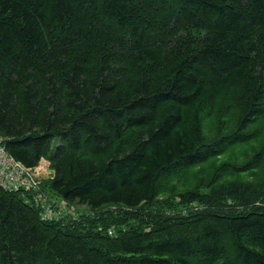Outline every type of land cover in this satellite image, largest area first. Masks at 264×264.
Wrapping results in <instances>:
<instances>
[{
    "label": "trees",
    "instance_id": "1",
    "mask_svg": "<svg viewBox=\"0 0 264 264\" xmlns=\"http://www.w3.org/2000/svg\"><path fill=\"white\" fill-rule=\"evenodd\" d=\"M0 136L89 209L0 187V264H264V0H0Z\"/></svg>",
    "mask_w": 264,
    "mask_h": 264
},
{
    "label": "built area",
    "instance_id": "2",
    "mask_svg": "<svg viewBox=\"0 0 264 264\" xmlns=\"http://www.w3.org/2000/svg\"><path fill=\"white\" fill-rule=\"evenodd\" d=\"M6 138L0 136V187L7 192H20L32 194L35 205L42 209L43 220L58 221L65 216L62 200L61 206L53 207L51 203L45 204L46 199L40 196V180L37 178V167L28 168L16 161L6 150ZM67 203V202H66Z\"/></svg>",
    "mask_w": 264,
    "mask_h": 264
},
{
    "label": "rangeland",
    "instance_id": "3",
    "mask_svg": "<svg viewBox=\"0 0 264 264\" xmlns=\"http://www.w3.org/2000/svg\"><path fill=\"white\" fill-rule=\"evenodd\" d=\"M247 150H251L250 146L248 145H243V147L241 149H239L236 153L239 152H243V153H247ZM232 153L234 154V150L229 151L226 155L222 156L219 158L218 162H226V161H230L229 157L230 155H232ZM244 155V158H243ZM246 155L239 153V157L237 158L238 161H243L245 160ZM37 167V178L40 180V183H42L43 181H45L46 179L50 178L52 176V172L49 169V162L47 160L45 161H41L39 162V164L36 166ZM247 174V173H246ZM240 180L246 182V183H251V184H260L264 181V164L259 167L258 169L255 170V172L250 175H242L240 178ZM233 181V179H232ZM41 191L40 192V196L43 197L44 199H46V203H51L53 205V207L56 209L57 206H61V202L62 200L59 198H54V197H47V195L43 194L45 192ZM162 197H167L166 195L162 196ZM161 197V198H162ZM56 206V207H55ZM64 206V219L65 221L68 220H76L77 217L80 214H88L89 213V209L84 207V206H80V205H76V204H70V203H66L63 204Z\"/></svg>",
    "mask_w": 264,
    "mask_h": 264
}]
</instances>
